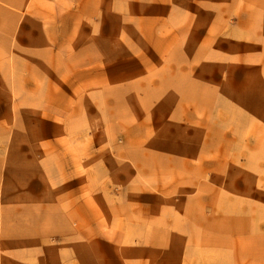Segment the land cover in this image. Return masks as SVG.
<instances>
[{
  "label": "rangeland",
  "instance_id": "1",
  "mask_svg": "<svg viewBox=\"0 0 264 264\" xmlns=\"http://www.w3.org/2000/svg\"><path fill=\"white\" fill-rule=\"evenodd\" d=\"M0 264H264V0H0Z\"/></svg>",
  "mask_w": 264,
  "mask_h": 264
},
{
  "label": "bare ground",
  "instance_id": "2",
  "mask_svg": "<svg viewBox=\"0 0 264 264\" xmlns=\"http://www.w3.org/2000/svg\"><path fill=\"white\" fill-rule=\"evenodd\" d=\"M241 102V101H240Z\"/></svg>",
  "mask_w": 264,
  "mask_h": 264
}]
</instances>
